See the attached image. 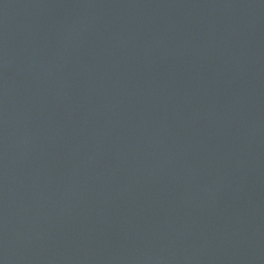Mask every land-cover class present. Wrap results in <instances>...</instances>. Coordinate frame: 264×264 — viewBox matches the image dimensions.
<instances>
[{"label":"water","instance_id":"water-1","mask_svg":"<svg viewBox=\"0 0 264 264\" xmlns=\"http://www.w3.org/2000/svg\"><path fill=\"white\" fill-rule=\"evenodd\" d=\"M0 264H264V0H0Z\"/></svg>","mask_w":264,"mask_h":264}]
</instances>
